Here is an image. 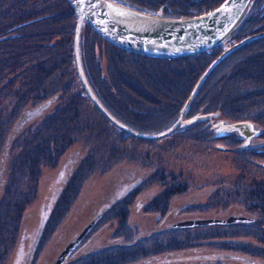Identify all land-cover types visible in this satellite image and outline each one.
I'll list each match as a JSON object with an SVG mask.
<instances>
[{
    "label": "rangeland",
    "instance_id": "rangeland-1",
    "mask_svg": "<svg viewBox=\"0 0 264 264\" xmlns=\"http://www.w3.org/2000/svg\"><path fill=\"white\" fill-rule=\"evenodd\" d=\"M32 1L22 3L23 0H0V11L11 6L14 8L12 11L21 15L18 12L29 10L34 2ZM36 1L42 3L47 0ZM57 1L62 4L61 0ZM112 1L123 6L131 5L130 8L136 11L145 9L153 16L178 19L209 13L224 0H166L163 3L155 0ZM62 2L66 3L64 0ZM58 22L61 25H56L62 26V39L66 42L71 36V42L66 52L63 47H52L48 53L50 57L58 53L68 57V49L72 52L75 20L63 17ZM30 31L19 27L10 35H20L23 32L28 34ZM262 34L264 31L255 35L262 37ZM3 35L0 33L1 37ZM80 37L79 57L81 56L82 66L87 67L89 71L94 65L99 70L98 75H102L97 85L100 95L104 99L112 95L114 99L121 93L127 94L138 104H129L128 111H125L121 107V110L113 108L104 100L109 107L123 118L133 116L131 120L137 126L138 121L142 125L151 126L150 129L135 127V130L142 132L138 134L154 136L174 125L179 111V114L175 112V115H178L171 121L172 124L169 123L170 120L165 122L172 116L164 115V120L157 121L154 111L159 107V103H143L144 100L135 94L130 86L137 87L142 94L148 93L156 102L177 100L180 92L188 85L187 76H181L188 62L178 61L169 66L156 62L144 66L142 62L128 59L116 52L115 47L98 38L86 24L82 25ZM95 40L92 45L91 41ZM241 40L243 38H235L234 41L224 39L220 43L223 47L219 53ZM51 42L62 44L57 38ZM42 44L46 45L45 42ZM17 46L20 49L11 53L4 49V45L0 46V264H52L62 250L89 224L92 225L79 241L80 244L69 252L61 264H95L98 257L89 255L113 246L117 248L105 253L110 254L109 256L118 252H122L118 255L123 256L135 255L136 259L124 262L129 264L144 261L158 264V259L171 257L173 260L190 258L196 250L190 245L199 242L203 244L199 245L202 254H230L228 250H221L218 244L203 247L206 242L220 239L222 243L232 241L235 247L247 248L249 252L259 250L256 257L254 253L251 255L257 262L264 264L263 139L255 137L250 141V146H241L235 132L217 138L216 136L221 137L222 134L216 133L214 127L208 126L205 130L195 127V124L201 121L185 125L183 130L179 129L176 133L155 141L125 138L121 132L107 125L89 103L75 99V111L72 114L60 113V109L63 110L67 103V98L59 88L68 80H76L71 73L67 57L59 64L57 77H51L40 92L26 91V88L30 89L31 86L27 85V79H22L26 77L24 70L39 65V60L42 61L46 51L39 49L36 55H31L26 45L18 43ZM4 55H8L10 61L5 59ZM211 63L212 61L200 75ZM226 65H222L214 76L226 75ZM164 79L165 87H158V84H163L159 81ZM117 80H123L126 85H121L119 81L114 84ZM213 84L217 85V82ZM73 85L75 86V82ZM116 85L119 89L117 91ZM124 86L127 91H124ZM223 91L224 89L219 91V98L224 96ZM162 93H165L164 96ZM71 94H75V91ZM54 96H58V100L45 109L40 117L28 119L20 124L24 110L42 104ZM137 97L141 100L136 99ZM158 99L160 101H157ZM182 108L183 106L180 111ZM257 110L253 109L251 112ZM55 112L65 119L61 126L45 132L49 126L46 120ZM245 112L247 111H234L238 114ZM215 114L216 116L209 114L205 123L214 125L219 121L223 124L245 122ZM194 115L196 114H186L185 117L189 119ZM43 123L46 126H43ZM249 123L255 130H260L255 123ZM62 171L64 177H61ZM137 178L142 179V185L135 190L136 194L130 199L131 202L127 203L128 211L122 213L121 208L113 209L102 220V216L108 213V208L112 206L111 202L115 198L107 201L117 187L125 181ZM54 191L57 192L55 196ZM149 202L152 203L150 206ZM174 208L180 209V212L172 217ZM44 212L48 214L44 227L40 230ZM229 212L252 217L256 225L250 228L251 232L246 230L240 236L201 230L199 235L195 236L198 231L186 233L193 237L191 243L185 240L187 235L180 233L174 236L160 235L153 241L135 245L138 247H129L139 239L143 240L151 228H165L168 222L196 216L224 219ZM254 231L257 233L253 234ZM246 253L240 255L244 256ZM85 257L88 258L83 260ZM253 257L250 258L254 260ZM205 262L208 261L195 260L192 264Z\"/></svg>",
    "mask_w": 264,
    "mask_h": 264
},
{
    "label": "trees",
    "instance_id": "trees-1",
    "mask_svg": "<svg viewBox=\"0 0 264 264\" xmlns=\"http://www.w3.org/2000/svg\"><path fill=\"white\" fill-rule=\"evenodd\" d=\"M33 1H32L33 4L31 5V8L29 10L24 9L21 12H18V14L21 15H17L16 11H12L14 8H11V6H9L5 10L0 11V33L4 34L2 37L0 36V46L4 45V49L7 50L9 53H11L13 50L18 51L20 49L17 46L18 43L24 46L26 45L31 55H36L39 49L40 51L42 50L46 51V55L42 58V61L39 60L40 63L39 65L36 64L33 69L24 70L26 77H23L22 79L28 80L27 85H30L31 88L30 89L26 88V91H29V93L33 91L40 92L43 85H45V83L48 82L51 77H55V78L57 77L56 73L58 71L59 64L63 61L64 58L67 57V55L63 56V53H58L53 57H50L48 50H51L52 47L54 49L55 48L60 49L61 47H63L65 49L64 52H66L71 42V36H69L66 42H64V39H62L63 34L61 33L62 26H59L61 24L58 21L63 17L67 20L69 19L75 20L72 10L69 8L67 3H63L62 0L61 3L63 5L60 4V2L57 0H47V1H42V3L41 1H36V0ZM25 2H27V0H23L22 3ZM263 2L264 0H255L252 8L241 19L240 23H238L235 30L225 39V41H227L228 39L234 41L235 38H237L238 40L242 38L245 39L247 37H252V35L257 34L258 32L264 31ZM173 7L175 8L176 6L173 5ZM3 11H5L6 13L5 12L3 13ZM10 13L14 14L15 17L12 16ZM178 16L180 15L178 14ZM19 27H23V29L31 30V31L28 34H25L23 32L20 35L18 34L10 35ZM238 31L240 32L239 34ZM70 32L72 34V25L70 27ZM54 38H57V40L58 39L61 40L62 44L60 42L52 43L51 41ZM80 39H79L78 53L80 49ZM43 42H45L46 45H43L42 44ZM91 42L92 45H94L96 40ZM222 47H223L222 44H220L210 49L209 51L200 53L198 55L184 57V58L170 59V60H158V59L146 58L135 54L123 52L117 48H116L117 50L115 51L127 57L128 59L131 60L136 59L139 62H142V65L144 66L147 63H156V62H163L165 63V65L168 66L169 64L176 63L178 61L188 62V66L186 67L185 71H182L181 74V76L183 75L187 76L188 85L184 91L180 92L181 95L180 96L178 95L177 100H174L172 102H167V101L156 102L155 99L153 100L148 93L142 94V91L140 89H138L137 87L134 88L130 86V88H132L135 91V94H138L140 98L144 100V101L142 100L143 103H145V101L151 104L159 103L158 104L159 107H156L155 108L156 110L154 111V113H156L155 118L157 121L164 120L165 119L164 115H166V116H172L170 119L165 121L167 122L170 120L169 121L170 123L171 121L173 122L177 118V115L179 114L180 109L184 104L185 97L187 96L189 90L192 88L196 78L200 75L202 70L210 63V61H213L216 58V55H218V53L222 50ZM68 52H70V55L66 58V60H68V65L71 67L70 68L71 73L74 74L73 76L75 77L76 80H68L65 83V85L60 83L61 88H59V90H62V92L67 98V103L63 108V110L60 109V113L63 112L65 114L67 113L72 114L73 111H75V108H73L74 106L73 102L75 101V99H78L79 101L84 103H89L91 106L92 104L84 95L80 83L77 80L74 65L72 67L73 54L70 51V49H68ZM20 55H22V53H20ZM4 58L10 61L8 55H4ZM79 58H80V66L84 73V78L88 84V87L90 88L91 92L98 100V102L101 104V106L107 112H109L112 118H114L118 123L125 126L129 130H133L137 133H142V132L135 130V127L140 128L141 126L147 129L151 128L150 125H142L140 121H138L139 122L138 125L139 127H138L133 122V120H131L132 119L131 117L133 116L127 117L128 119L119 116L118 113L112 109V107L119 108L120 110L122 108V110L128 111L129 104L136 105L137 102L133 98H132L133 100L129 98L127 94H122V93L121 94L118 93L120 95L118 96V98L115 97L113 99V96L110 95L108 98L105 97L104 99L98 92V88H97L99 80L102 76V75L101 76L98 75L99 70L93 65V69L91 68L88 71L87 67L85 68L82 66L81 56ZM225 64H227L225 67V69H227L226 75L214 76L218 72L217 70L220 69L222 65ZM19 66H21L20 63ZM145 71H147V69ZM55 81H60V80H55ZM118 81L120 82L121 85H126L123 80H117L114 82V84H116ZM74 82H75V86L73 85ZM159 82L165 83L166 80L165 79L160 80ZM215 82H217V85L213 84ZM164 83L162 85L158 84V87L162 88V86H164ZM117 85H116L117 87L116 91L119 90ZM123 89L124 91H127L126 86H124ZM222 89H224L223 92H225V94L224 96L219 98L218 97L219 91ZM167 90L168 89H165V91ZM72 91H75V94L72 95L71 94ZM162 94L164 96L165 93ZM140 98L137 97L136 99H140ZM57 100H58V96H54L42 104L24 110L23 111L24 115L20 119V124L27 122L28 119H32L33 117L34 118L40 117L43 111L49 108L50 105H52ZM104 100L108 101L112 107H109ZM157 101L160 100L158 99ZM93 109L95 110L97 115L102 117L94 107ZM253 109H258V110L251 112V110ZM241 110H245L247 112L243 114L234 113V111H241ZM175 112H178V114L175 115ZM57 113L58 112L51 114L46 120L47 124L49 123V126L45 132H50L51 129L53 131V127L56 128L57 126L62 125L61 122L65 118H60L58 115H56ZM215 113L219 114L220 116L222 115L228 116L232 120H241L248 123L249 122L255 123V125L258 128H260V130H258L259 133L257 135L258 139L264 140V36L252 38L251 40L247 41L245 44L241 45L237 49L231 51V53L227 54L220 62L216 64L214 68H212V70L208 73V75L205 77L203 82L199 85L197 91L195 92L190 102V105L188 106L187 115L213 114L214 116H216ZM102 119L105 121L107 125L113 127L103 117ZM172 122L170 124H172ZM204 125H205L204 122L196 123L195 127H200L205 130ZM43 126H46V124L43 123ZM121 135H123L125 138L127 137L128 139L132 138V137H128V135H126L123 132H121ZM125 182L126 183L124 184L128 185V181ZM129 182L133 183V180ZM118 188H120V186L117 187L116 190H118Z\"/></svg>",
    "mask_w": 264,
    "mask_h": 264
},
{
    "label": "water",
    "instance_id": "water-1",
    "mask_svg": "<svg viewBox=\"0 0 264 264\" xmlns=\"http://www.w3.org/2000/svg\"><path fill=\"white\" fill-rule=\"evenodd\" d=\"M75 17L73 30L72 54L76 77L84 94L98 113L113 127L126 135L144 141H155L169 135L179 126H185L198 120L208 119L209 115L195 116L181 121L190 100L198 85L206 77L214 65L235 48L258 36L241 40L217 56L203 71L191 89L183 105L181 115L174 126L154 137L133 133L118 124L104 111L93 97L82 75L78 46L82 25L86 24L102 40L122 51L155 59H176L193 56L207 51L220 43L235 28L254 0H224L215 10L193 18L168 19L153 16L116 4L109 0H64ZM223 8L222 11H217ZM264 34H262L263 36ZM219 131L237 132L248 137L255 132L248 123H217L214 125ZM213 127V126H212ZM245 132V133H244ZM248 139V138H246ZM48 213H44L40 222V230L46 221ZM92 224L86 226L82 232L70 242L60 253L53 264H61L69 252L79 243Z\"/></svg>",
    "mask_w": 264,
    "mask_h": 264
},
{
    "label": "flooded vegetation",
    "instance_id": "flooded-vegetation-1",
    "mask_svg": "<svg viewBox=\"0 0 264 264\" xmlns=\"http://www.w3.org/2000/svg\"><path fill=\"white\" fill-rule=\"evenodd\" d=\"M155 1L163 3L166 0H155ZM164 9L166 10L167 8H164ZM204 126H205V128L206 127L208 128V126H210V125H208V126L204 125ZM253 139H251L250 141H252ZM237 140H238V142H241V146L244 145V141L241 140L239 137ZM250 141L246 145L250 146ZM263 168H264V165H263ZM64 176H65L64 171H62L61 177H64ZM141 180L142 179L137 178V179L133 180V183L128 181V185L124 184L126 182H123L120 184V188H118V190H116L115 193L113 195H111V198L108 199L107 202H110L113 200V198H115L111 202L112 206H110L108 208L109 209L108 213H106L104 216H102L103 218L101 217L102 220L110 212H112L113 209L121 208L122 213H126V211H128L127 203L131 202L130 199H132L134 197V195L136 194L135 190L137 191L141 187V185H142ZM117 186H119V185H117ZM53 193L55 196L57 192L55 193V191H54ZM140 202H138V203L140 204ZM151 204L152 203L149 202L148 206H150ZM142 205H146V204H142ZM123 210H124V212H123ZM172 212H173L172 217H174V214L179 213L180 209L174 208L172 210ZM229 213L230 214H228V216L224 219L196 216V218H188V219L184 218L181 220H174L172 222H168V224H166L165 228H163V226L157 227V228H151L147 232V234L143 238V240L139 239L140 241L138 240L135 244H132L129 247H131V248L138 247L135 245L140 244V242L146 243V242H149L151 240L153 241L154 238H156L157 236H160V235L164 236L166 234H168V235L171 234L172 236H174V235H178L180 233H184V235H187V238L185 240H188L191 243L193 237H189L188 234H186V233H192L194 231H198L197 234H194V236H195V235H199V231H201V230H204L206 232L218 231L221 235L229 234L230 236H240V234H242V235L244 234V231H246V230L248 231V230H250V228H252V226L256 225V223L252 217H246L240 213H232V212H229ZM48 223L45 225L46 229L48 227ZM158 223H160V222H158ZM251 231L252 230H250V232ZM43 232H44V230H43ZM254 232H253V234L257 233V231H254ZM206 236H210V235H206ZM171 239L172 238H168V240H171ZM40 240H41V237H40L39 241ZM220 240L219 241L214 240L211 242H206L205 243L206 246H203V247L204 248L213 247L216 244H218L221 250H228V251H230V254H227V253H225V254L224 253L202 254V253H200V249H199L200 248L199 245L202 244V242H199V243H195V244L190 245L196 249L194 251L193 255L190 256V258H186V259L180 258L177 260H173L172 259L173 257L166 258L163 260L158 259V264H172V263L173 264H192V262L195 260L208 261V262H205V264H261V263L257 262L256 261L257 259L255 258L257 256V251H259V250L254 249L253 252H249V250L247 248H242L245 251L244 252L242 249H240V247L239 248L235 247L233 245L235 243H233L232 241L222 243V242H220ZM79 244H80V242L78 243V245ZM116 248L117 247H114V246L109 247L107 249H103V251L101 250L100 252L94 253L93 255H89V257H91V256H97L98 257V260L95 264H129V263H124V262H128L129 260L136 259L135 255H132V256H126V255L123 256V254L118 255L122 252H118V254H112L111 256H109L110 254H108L107 252L105 253V251H108V252L114 251ZM246 252H248V253H246ZM241 253H246V255L241 256L240 255ZM252 253L255 254V257H253L251 255ZM250 257H253L255 259L252 260ZM86 258H88V257H85L83 260H85ZM228 261H229V263H227ZM134 264H151V262L144 261L142 263H134Z\"/></svg>",
    "mask_w": 264,
    "mask_h": 264
},
{
    "label": "bare ground",
    "instance_id": "bare-ground-1",
    "mask_svg": "<svg viewBox=\"0 0 264 264\" xmlns=\"http://www.w3.org/2000/svg\"><path fill=\"white\" fill-rule=\"evenodd\" d=\"M254 36H255V35H254ZM263 36H264V35H263ZM258 37H260V36H258ZM255 38H256V37H255ZM245 43H246V42H245ZM245 43H244V44H245ZM242 45H243V44H242ZM81 72H82V75H83V77H84V73H83L82 69H81ZM103 109H104V108H103ZM104 111L107 112L105 109H104ZM107 114H108L109 116H111V115L109 114V112H107ZM111 117H112V116H111ZM113 119H114V118H113ZM182 130H183V129H182ZM180 131H181V130H180ZM244 133H245V132H244ZM237 135H238V137H240L239 134H237Z\"/></svg>",
    "mask_w": 264,
    "mask_h": 264
},
{
    "label": "snow or ice",
    "instance_id": "snow-or-ice-1",
    "mask_svg": "<svg viewBox=\"0 0 264 264\" xmlns=\"http://www.w3.org/2000/svg\"><path fill=\"white\" fill-rule=\"evenodd\" d=\"M222 10H224L223 8H221V9H218L217 11H222Z\"/></svg>",
    "mask_w": 264,
    "mask_h": 264
}]
</instances>
